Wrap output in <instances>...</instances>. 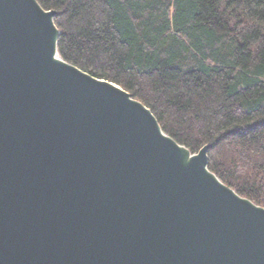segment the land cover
Returning <instances> with one entry per match:
<instances>
[{
  "label": "water",
  "instance_id": "1",
  "mask_svg": "<svg viewBox=\"0 0 264 264\" xmlns=\"http://www.w3.org/2000/svg\"><path fill=\"white\" fill-rule=\"evenodd\" d=\"M56 15L0 0V264H264V207L65 61Z\"/></svg>",
  "mask_w": 264,
  "mask_h": 264
},
{
  "label": "trees",
  "instance_id": "2",
  "mask_svg": "<svg viewBox=\"0 0 264 264\" xmlns=\"http://www.w3.org/2000/svg\"><path fill=\"white\" fill-rule=\"evenodd\" d=\"M61 57L119 85L264 207V0H37Z\"/></svg>",
  "mask_w": 264,
  "mask_h": 264
}]
</instances>
